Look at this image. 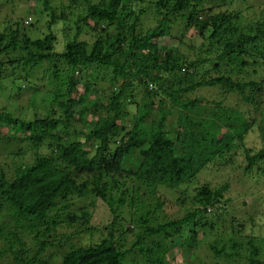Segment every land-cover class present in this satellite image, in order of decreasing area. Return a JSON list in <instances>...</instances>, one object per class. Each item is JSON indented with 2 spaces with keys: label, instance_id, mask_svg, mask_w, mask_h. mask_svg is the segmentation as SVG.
Segmentation results:
<instances>
[{
  "label": "trees",
  "instance_id": "obj_1",
  "mask_svg": "<svg viewBox=\"0 0 264 264\" xmlns=\"http://www.w3.org/2000/svg\"><path fill=\"white\" fill-rule=\"evenodd\" d=\"M31 1L42 37L0 31V79L27 82L8 94L12 111L0 106V264H172L166 241L186 229L182 248L201 231L213 257L236 264L244 249L245 264H264V223L227 197L233 181L264 186V0L250 21L226 0ZM147 13L157 25L144 29ZM87 199L106 206L98 229ZM217 229L225 244L208 239ZM95 231L97 243L73 242Z\"/></svg>",
  "mask_w": 264,
  "mask_h": 264
},
{
  "label": "rangeland",
  "instance_id": "obj_2",
  "mask_svg": "<svg viewBox=\"0 0 264 264\" xmlns=\"http://www.w3.org/2000/svg\"><path fill=\"white\" fill-rule=\"evenodd\" d=\"M226 4L222 5L221 9H227L229 11L233 10H239L242 19L244 21L248 20H256L260 18V5L262 3V0H226ZM58 4V2H57ZM32 5H35L33 1H26V0H0V31L8 33L10 29H14L17 26H23V22L26 21L28 18H31V21L28 24L26 23L27 26H23L25 29V32L28 36L36 38V37H42L43 34L46 32V29L43 27L46 25V19L42 20V25L37 24L34 17H37V9L34 8ZM45 21V22H44ZM32 23V24H31ZM143 25L144 29L150 27V26H156V22L153 19V16L150 13H147V15L143 18ZM14 27V28H10ZM9 28V29H8ZM38 28V29H37ZM61 26L58 25L57 28V38L59 41V46L60 49L65 43V37L62 40V43L60 44L61 40V34L59 32V29ZM72 34V32H70ZM173 36L174 37H181L180 34L174 30L173 31ZM194 38L192 31L188 30L184 34L183 40H191ZM81 40H86L89 43H92L95 40V33L87 28H83L82 35L80 36ZM182 40V41H183ZM182 41L179 42V48L184 49L185 45L182 43ZM201 43V41L198 39L196 42V45L198 46ZM12 57V55H10ZM260 71V69L258 70ZM262 71L259 72V75L261 74ZM40 75V74H39ZM27 82H25L23 79H16L13 82L8 81L7 79L3 78L0 79V106L6 107L8 111H12L13 107L12 104L8 101L7 98H9V93L11 94L14 92L18 87L24 88V85ZM216 91L212 89L211 91L208 88H202L198 90L197 92L194 93V96H200L201 98H208L211 99L213 97H216ZM26 97H20V100L18 103H26ZM203 104L205 101L202 102ZM16 104V102H14ZM23 115V113H22ZM252 136L250 139V142L255 144L256 146H259L260 138H259V133L258 136L255 133L251 134ZM9 151V150H8ZM8 151L0 149V159L4 157L6 154H8ZM231 167H224L221 171H231ZM220 171V172H221ZM237 172H242V170H238ZM205 175V174H202ZM234 175V174H233ZM210 178H212V185H219L221 183L220 176L213 175ZM209 179V178H208ZM204 178H200L199 180H196L189 186V196L194 195V187H198L200 183ZM162 188V187H161ZM160 188V189H161ZM177 189V188H175ZM168 191H172L170 189H167ZM164 191V192H162ZM166 189L162 188L160 192L163 194L164 197L167 198H175L174 194L168 193ZM233 197L229 203V205L233 206L235 209V212L237 215L244 219L245 217L248 216H253L254 219L260 220L261 223H264V186H260L257 189H254V184L253 183H247L246 185L242 186L241 184H237V181L232 182V189L230 192H228L227 197ZM156 197V196H155ZM155 197H148L147 200L149 202H154ZM90 199H87V201L84 203V206L88 208L91 212L93 211V220L91 221L92 225L96 227V229L100 228L103 224L108 222V214H107V209L105 208V205H102L99 202H96L94 206L90 205L89 202ZM245 200L247 204H244L242 201ZM126 208V207H125ZM182 210L175 211L172 207L171 209H158L156 211L157 218L161 221L164 219H169L171 217H181L184 214V209L183 206L181 207ZM188 208V207H187ZM211 213V212H210ZM248 214V215H247ZM209 216V215H208ZM254 228V233H255ZM70 232H74L75 230L69 229ZM218 230H215L214 233L208 235L209 240H214L215 238L217 240L220 239L224 244L227 242V240L231 236L230 230L223 231V233L220 235L218 233ZM184 232L181 234H176L174 235L173 238L170 240L166 241V244L168 246V252L165 255V260L168 263L172 264H227L219 258H215L211 255V253L208 252L207 246L202 243V247L200 245L201 240L202 242H208L205 239V236L203 233L200 231L197 234L196 237V245L192 246L191 248H182L180 247V244L188 239L189 231L183 230ZM63 232V229H60V233ZM246 233H251L249 230H244ZM101 233L99 231H95L93 233L90 232H82L80 236H74L73 242L78 245V246H85V245H92L95 244L99 241L101 238ZM210 236V237H209ZM134 239L133 234L130 232V235L128 237V243L131 242V240ZM241 241V240H239ZM223 244V245H224ZM259 245V244H258ZM263 247H260V252L262 253L264 257V243L261 244ZM244 248H247L244 246ZM50 252V251H49ZM196 257H195V256ZM241 258L242 259H235L236 264H245L246 262V256L247 252L243 249L241 251ZM232 261V263H234Z\"/></svg>",
  "mask_w": 264,
  "mask_h": 264
},
{
  "label": "clouds",
  "instance_id": "obj_3",
  "mask_svg": "<svg viewBox=\"0 0 264 264\" xmlns=\"http://www.w3.org/2000/svg\"><path fill=\"white\" fill-rule=\"evenodd\" d=\"M28 21H31V18H28L26 21L23 22V26H27L30 22ZM28 22V24L26 25V23Z\"/></svg>",
  "mask_w": 264,
  "mask_h": 264
}]
</instances>
